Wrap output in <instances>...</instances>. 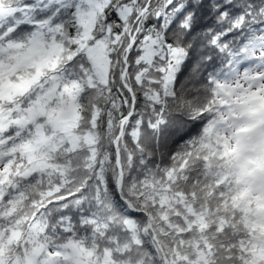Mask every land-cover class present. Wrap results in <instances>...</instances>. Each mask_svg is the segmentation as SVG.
<instances>
[{
  "label": "snow or ice",
  "instance_id": "6c2138e0",
  "mask_svg": "<svg viewBox=\"0 0 264 264\" xmlns=\"http://www.w3.org/2000/svg\"><path fill=\"white\" fill-rule=\"evenodd\" d=\"M0 264H264V0H0Z\"/></svg>",
  "mask_w": 264,
  "mask_h": 264
},
{
  "label": "trees",
  "instance_id": "16d2710c",
  "mask_svg": "<svg viewBox=\"0 0 264 264\" xmlns=\"http://www.w3.org/2000/svg\"><path fill=\"white\" fill-rule=\"evenodd\" d=\"M190 125L184 127V128H180L179 130H177L175 133H174V138L175 139H179L181 136H183L189 129H190Z\"/></svg>",
  "mask_w": 264,
  "mask_h": 264
}]
</instances>
